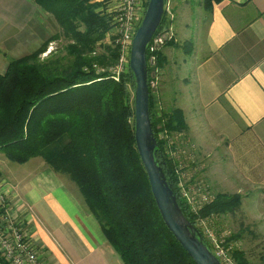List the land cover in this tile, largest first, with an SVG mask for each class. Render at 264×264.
<instances>
[{"label": "trees", "instance_id": "16d2710c", "mask_svg": "<svg viewBox=\"0 0 264 264\" xmlns=\"http://www.w3.org/2000/svg\"><path fill=\"white\" fill-rule=\"evenodd\" d=\"M89 1L33 0L58 24L67 45L61 57L45 55L60 39L54 35L31 54L11 60L0 74V155L19 166L40 158L55 174L67 177L122 264H194L165 227L135 147L131 72L116 82L93 68L114 64L118 55L116 47L93 55L111 30L112 19L97 11L101 5ZM221 1L197 0L207 13ZM164 25L163 14L158 29ZM186 46L190 49L192 42ZM153 107L149 94L156 158L169 175L183 216L195 227L193 214L177 194L173 163L157 138ZM166 118L167 130L185 129L179 110ZM239 206V196L222 194L202 215H232ZM234 258L237 264H247L241 252ZM0 263L6 264L1 255ZM258 264H264V257Z\"/></svg>", "mask_w": 264, "mask_h": 264}, {"label": "crops", "instance_id": "0c3cea01", "mask_svg": "<svg viewBox=\"0 0 264 264\" xmlns=\"http://www.w3.org/2000/svg\"><path fill=\"white\" fill-rule=\"evenodd\" d=\"M196 6L189 19L170 7L175 41L158 53L160 98L169 112L182 111L210 190L240 197L239 209L225 219L237 222L248 213L264 225V0H222L211 13ZM42 12L33 0H0V74L49 39ZM190 19H197L191 31ZM189 41L192 47H183ZM23 167L22 175H6L11 206L45 264H122L67 177L41 159ZM237 241L250 262L249 240Z\"/></svg>", "mask_w": 264, "mask_h": 264}, {"label": "rangeland", "instance_id": "374dc122", "mask_svg": "<svg viewBox=\"0 0 264 264\" xmlns=\"http://www.w3.org/2000/svg\"><path fill=\"white\" fill-rule=\"evenodd\" d=\"M141 1H142V4H141L142 11L140 12V14L142 13V18H143L145 9L147 6V5L143 6V2L145 4L146 1L148 2V0H145V1L141 0ZM181 1L182 0H175L174 2V0H170L169 6L171 8H175L176 12L179 11V14L181 15L183 14L182 12H184L187 19H189V17L191 16V13H192L190 12V10L192 11L191 7L194 9V15L195 16L197 15V11H198L197 10L198 8L196 6L197 0H186L185 3ZM111 2L112 0H92V2L89 1V4L93 3V4H98L99 6L101 5L97 9V11L101 13H105L106 4L107 3L111 4ZM114 6H115V2L110 9H113ZM42 16H43L42 19H44L45 21L44 24L46 27V31L48 33V37L51 38L54 35H58V37L60 38L59 40L49 45L48 49L46 50L45 55H48L49 52H52V53H55V56L61 57L64 54V48L67 45V41H65L63 38L62 30L49 14L42 12ZM37 17L39 18V15H37ZM171 21H174V17ZM196 22H197V19H190V21L188 22L190 25V28H189L190 31L193 30V26L196 25ZM185 23H186V20L181 19L179 21L178 28L180 30V33L184 31ZM115 32H116L115 29L112 27V30H110L107 33V36L105 37V39L103 41H100L98 44H96L93 55L108 54L105 51V47H110L112 50L114 49L115 46L113 42L116 38ZM37 42L38 40L32 41L31 47L35 46ZM117 52H119V50H117ZM42 57H45V56H42ZM112 65H108L106 67H109ZM126 68H128L129 70V64L127 63L124 65L123 69L120 72H122ZM125 72H123L122 74H124ZM147 73H149L147 74L148 75L147 85H148V91H149L148 93L150 94L152 98L153 106H154L153 115H154L155 120L159 122V125H158L159 132L157 134V138L159 141L163 143V147L165 151L164 154L173 163L174 176H175L176 183L178 181H181L186 186V188L190 190L191 187L195 186L196 183L201 181L205 190L210 196V200H212L211 203H213L214 200L216 199V196L222 195V194H214L210 190L209 184L200 176L201 169H200V166L197 167L198 161L195 158L196 148H195V145L190 141L188 134L186 133L185 121H184L185 129L170 131V130H167V128L165 127L166 121H167L166 117L168 116L170 112H172L173 109L169 112L165 108L164 103L163 101H161V98H160V83H161L160 69H159L157 90L155 92H154V87H153L154 80H155L153 71L151 69H147ZM179 111L182 113L181 110ZM183 119H184V116H183ZM36 159L40 161V158H36ZM21 167L17 164L9 163L5 159H3L2 155H0V181L5 182L6 184L5 188L7 189L8 192L13 190V185L9 181V179L6 177V175H8V177H14V178H15V175L16 176L22 175L24 167L23 168ZM176 190H177V194L179 198L185 204V207L189 210V206L185 198L182 196L180 197V194H179L180 191L177 186H176ZM251 200H253V198H251ZM248 202H250V199H248ZM207 206H203L197 215L193 213L192 214L194 216L193 218L194 224H195V221L199 219L203 220L207 231L204 229V226L203 228L201 226L200 227L202 228V233L206 237V240L208 241L210 248L212 249V252L216 255L217 253L222 251L226 257V261L224 262V264H237L234 258V253L235 252L243 253V251L240 250V244L237 240L244 238L246 240H249L248 242L250 243V262L249 260L246 259V256L243 253L245 256L244 260L246 261L247 264L258 263L259 259H262V257H264L263 220H259L258 221L259 223L254 222L252 221L253 217L250 216V214L248 213L243 214L238 220H236L237 222H233L232 220H230V217H227L225 219L224 215L222 214H210V215L203 214L202 215V211ZM245 207H247L246 202H245ZM233 236H236L238 238L233 239ZM34 242L36 245H38L35 240Z\"/></svg>", "mask_w": 264, "mask_h": 264}, {"label": "water", "instance_id": "95a60500", "mask_svg": "<svg viewBox=\"0 0 264 264\" xmlns=\"http://www.w3.org/2000/svg\"><path fill=\"white\" fill-rule=\"evenodd\" d=\"M167 0H148L144 16L131 43L128 59L133 76V110L135 147L150 186L159 215L194 264H220L200 232L183 216L166 170L159 164L152 134L147 85L146 54L149 43L160 26Z\"/></svg>", "mask_w": 264, "mask_h": 264}, {"label": "built area", "instance_id": "2783aa9c", "mask_svg": "<svg viewBox=\"0 0 264 264\" xmlns=\"http://www.w3.org/2000/svg\"><path fill=\"white\" fill-rule=\"evenodd\" d=\"M114 2L115 6L113 9H110ZM141 4V0H112L111 4H106L105 13L111 17L113 28L116 31V38L113 44L119 52H117L118 56L114 65L109 67L94 65L93 68L97 73H108L109 78L116 82L119 80V75L128 70L126 68L120 72L124 65L126 63L128 64L132 39L142 19V13L140 14L142 11ZM164 15L166 25L156 30L149 43L146 56L149 65L148 68L153 71L155 78L153 84L154 92L157 90L159 78L157 54L174 36L173 27L169 24L173 16L168 0L164 7ZM5 187V182L0 181V255L6 264H45L42 260L41 249L29 235L25 221L21 216L13 212L11 206L12 194ZM177 187L180 191V197L185 198L191 214L197 215L203 206H207L212 201L201 181L191 187L190 190L181 181L177 182ZM195 225L200 229V234L209 245L206 237L202 233L203 226L206 230L203 220L199 219L195 221ZM213 255L220 264H224L226 261V257L222 251L216 255L213 253Z\"/></svg>", "mask_w": 264, "mask_h": 264}, {"label": "bare ground", "instance_id": "6f19581e", "mask_svg": "<svg viewBox=\"0 0 264 264\" xmlns=\"http://www.w3.org/2000/svg\"><path fill=\"white\" fill-rule=\"evenodd\" d=\"M112 27H113V25H112ZM111 30H112V28H111ZM175 36V35H174ZM172 37V39L171 40H169L167 43H166V45L165 46H167L169 43H173L174 41H175V37ZM134 37V36H133ZM164 46V47H165ZM146 67L148 68L149 67V65H148V60H147V58H146Z\"/></svg>", "mask_w": 264, "mask_h": 264}]
</instances>
